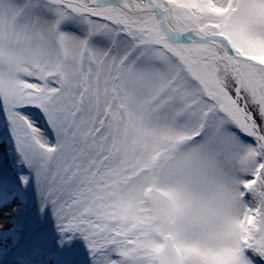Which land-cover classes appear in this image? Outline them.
Masks as SVG:
<instances>
[{
    "label": "snow or ice",
    "instance_id": "1",
    "mask_svg": "<svg viewBox=\"0 0 264 264\" xmlns=\"http://www.w3.org/2000/svg\"><path fill=\"white\" fill-rule=\"evenodd\" d=\"M0 264H264V0H0Z\"/></svg>",
    "mask_w": 264,
    "mask_h": 264
}]
</instances>
